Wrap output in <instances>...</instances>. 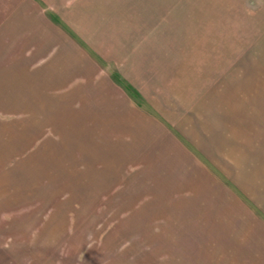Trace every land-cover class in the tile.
I'll list each match as a JSON object with an SVG mask.
<instances>
[{
	"label": "rangeland",
	"instance_id": "374dc122",
	"mask_svg": "<svg viewBox=\"0 0 264 264\" xmlns=\"http://www.w3.org/2000/svg\"><path fill=\"white\" fill-rule=\"evenodd\" d=\"M32 3L0 32V264H264V0Z\"/></svg>",
	"mask_w": 264,
	"mask_h": 264
},
{
	"label": "crops",
	"instance_id": "0c3cea01",
	"mask_svg": "<svg viewBox=\"0 0 264 264\" xmlns=\"http://www.w3.org/2000/svg\"><path fill=\"white\" fill-rule=\"evenodd\" d=\"M34 0H0V32L17 28L15 24H20L22 28L27 22L33 20L37 14ZM43 7V6H42ZM14 24V25H12Z\"/></svg>",
	"mask_w": 264,
	"mask_h": 264
}]
</instances>
